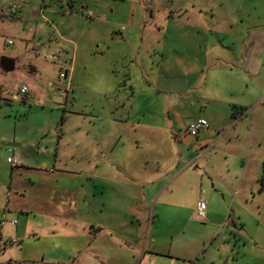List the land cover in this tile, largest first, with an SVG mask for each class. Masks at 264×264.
Returning <instances> with one entry per match:
<instances>
[{
  "label": "rangeland",
  "instance_id": "374dc122",
  "mask_svg": "<svg viewBox=\"0 0 264 264\" xmlns=\"http://www.w3.org/2000/svg\"><path fill=\"white\" fill-rule=\"evenodd\" d=\"M46 1L47 7L45 5V10L40 15L37 9L40 0H34L32 3L29 0H0V58H10L15 62L13 72L5 74L0 70V197L2 202H5L6 194L9 192L10 201L12 204L15 203V207L20 204L43 203L46 199L53 202V198L59 194L57 190H61V193L63 190L64 194L68 193L64 200L67 204L82 203V188L89 186L90 180L82 178L86 175L80 176V172H85L86 169L89 171L91 150L97 149L100 158L101 141L116 140V134L107 138V133L102 132L96 146L97 136L95 137L94 131L93 136L91 135L93 128L90 125L98 123L101 126L105 123L114 129V118L127 117L126 113L123 114L122 106L124 103L129 105L126 101L128 99L123 97L128 88L123 92L125 82L124 78L120 77L128 75L129 71L133 75L134 83L127 85L135 88L140 86L139 81L143 83V79H149L147 82L151 85L147 89L148 91L151 89V92L167 88L169 90L174 86L175 79H166L167 76L162 72L165 67L158 64V57L153 58L152 63L147 59L145 66H138L136 63V67L132 56L129 63L125 62V59L122 60L123 58L120 60L119 50L121 55L125 53L121 44L125 29L139 27L142 30L144 27L143 45L146 51L163 48L162 54L169 56L177 49L180 55H185L183 58L188 54L189 57L196 59L194 61L202 58L206 61L205 55L207 58L213 55V58L224 62L227 50L217 53L212 47L215 43H221L229 45L226 48H233L231 43L233 36L241 28V18L250 27L264 25V0H70L74 3L72 10L66 5H61L59 0ZM11 6H20L21 9L15 15H11ZM80 6L83 9L80 10ZM84 13L100 17L102 19L100 28L106 31L102 33L96 22L85 20ZM256 16H259V20ZM109 30L113 32V39L118 45L113 46L114 40H107L106 34ZM7 41H11L12 44L8 45ZM241 43V40L235 42L237 50L233 58L237 61L240 58ZM110 46L118 53L115 58L109 54ZM65 50L75 58L71 68L74 70L73 81L68 88L72 89L74 94L69 95L66 100L59 97L60 89H64L65 85L58 87L55 84L60 70L66 67L61 64ZM54 53L60 54L57 62L52 63L43 58ZM179 61V57L176 61L168 59V67L186 68V65L180 64ZM56 65L58 67H55ZM198 67L203 70L201 63ZM49 83L52 86H48ZM23 86L29 89L27 103L16 97L17 91ZM45 100H50L51 105H44ZM167 101L166 94L151 93L146 104L149 108L157 107L158 110H163ZM129 102L127 109L133 110L136 107L133 98ZM193 108V116L199 117L198 113L204 109V102L196 101ZM116 109L122 112H116ZM259 112L260 118L262 113L264 117V106ZM102 117L107 121L98 120ZM130 119L138 123L139 117L131 115ZM151 119L146 118L145 122L152 125L159 123L154 120V116H151ZM61 125H64L65 129L77 125L81 128L77 139L69 137V142H72L70 145L63 146L59 141ZM146 133L149 145L151 144L147 148L146 171L151 173L157 166L154 159L164 155L166 159L168 154L165 150L154 153L152 150L154 143L161 142L162 139L156 132ZM66 146L65 155L63 151ZM262 149L256 150L254 146L253 155L255 150L258 154L256 157L253 156V161L245 162L242 166L236 162L229 169V174L227 172L223 174L226 188H233V193H236L238 187L241 190L251 188L256 193L252 197L246 195L236 197L234 194L225 196L228 200L241 199L240 197L246 199L247 210L257 205L264 207V195L257 194L258 190L262 188L264 190V162H257L258 158L263 156ZM136 154L138 150L134 151L131 148L130 155ZM15 155L21 159L25 167L41 170L47 166L48 174L34 170L28 173L22 166L12 168L6 160ZM169 160L170 158H167L164 161L165 165ZM118 169L120 166L116 163L114 170ZM212 175L214 176L213 173ZM204 182L201 187L197 184L191 185L187 192L189 199L202 197L208 201L209 196L211 198L217 196V189L211 187L212 183H208L206 179ZM160 184L151 187L155 190L151 189L150 194L148 192L151 217L147 227L140 228L141 232L144 230L147 238L151 235V238L159 240L153 247L149 245L146 258L152 259L154 253H157L169 255L172 258L169 261L171 264H183L182 261H175L173 258H181L184 255L194 256L190 262L184 264H226L225 260L228 257L232 258L230 264H264V250H255L251 242L256 235L264 243V226L259 229L249 219L243 222L242 228L228 224L219 226L215 233V230L207 227L204 221L197 219L196 216H190L189 211L181 213L182 219L178 215L179 212L170 209L161 211L159 227L151 224L156 196L150 198L152 192L161 188ZM42 196L45 198L44 201L41 200ZM221 196V194L218 196L220 202ZM21 211L12 214L18 221L17 228H21L24 234L20 238L10 235L8 240L1 242L4 243L0 253L1 262L100 264L101 258L96 259L90 249L83 252L77 250L84 244L62 238L76 234L79 226L89 220L87 212L76 210L75 207L67 208L61 213L49 210L43 214L44 216L39 213L33 214L30 210L29 213H26L25 209ZM58 214L63 217H58ZM26 225L27 229L24 230ZM49 228H53L54 232ZM10 230L14 231L6 228L5 234ZM11 240L15 241V244L7 245V241ZM179 243L183 245L179 246ZM140 245L142 247L144 243ZM159 260L164 264L165 258ZM142 264L155 262L145 261Z\"/></svg>",
  "mask_w": 264,
  "mask_h": 264
},
{
  "label": "crops",
  "instance_id": "0c3cea01",
  "mask_svg": "<svg viewBox=\"0 0 264 264\" xmlns=\"http://www.w3.org/2000/svg\"><path fill=\"white\" fill-rule=\"evenodd\" d=\"M46 4V0H40V5L37 8L40 15L45 10ZM66 6L72 10L74 3L70 1ZM81 9H83L82 6H80ZM256 19L259 20V16H256ZM92 22L97 23L102 33L106 31L100 28L102 25L100 23L102 22L101 18L99 21ZM110 24L113 25L114 23L110 22ZM240 25L239 32L233 36L231 43L233 48H226L229 45L225 46L221 43H215L212 47L216 49L217 53L227 50L228 58L226 57L224 62L213 58V55L208 58L205 55L206 61L203 58L194 61L196 59L189 57L188 54L186 58H183L185 55H180L177 49L169 56L162 54L161 50L163 48H153L146 51L143 45L144 27L142 30L139 27L125 29V34L121 38L125 53L121 55L119 50L120 55L118 57L120 60L123 58L122 60L125 59V62L129 63L132 56L136 67V63H138V66H145L148 62L147 59L152 63L153 58L158 57V64L165 67L162 72L167 76L166 79H175L173 81L174 86H171L172 88L169 90L167 88V90L161 89L160 91L151 92V89L149 91L147 89L151 85L147 82L149 79H143V83L138 82L140 86L137 88L130 87L127 84L134 83L132 82L133 75L127 69L128 75L124 74L123 77H120L124 78L125 82L123 92L128 88L123 97L128 99L126 101L129 105V100L133 98L136 107L133 110L132 108L127 109L129 105L124 103L122 110L127 117L114 118V129H111L105 123L101 126L98 123L90 125L93 128L91 135L93 136L94 131L95 137L97 136L96 146L99 144V137L102 136V132L107 133V138L112 134H116V140L113 142L101 141L100 158H98L97 149L91 150L92 159L89 171L86 169L85 172H80V176L86 175L82 178L90 180L89 186L82 188V203L67 204L64 200L65 195L68 193L64 194L63 190L62 193L61 190H57L59 194L53 198V202H50V199L45 200L42 196L41 200L46 202L20 204L15 207V203L12 204V201H10L8 192L5 202H2L0 197V220L4 218L7 222L17 221L12 213L18 210L22 212L21 209H25L26 213H29L30 210L33 214L39 213L44 216L43 214L49 210L61 213L67 208L75 207L76 210L87 212L89 220L79 226L75 235H67L62 238L84 244L77 249L79 252L90 249L96 259L101 258L100 264H142L145 261L162 264L159 258H165L164 264H171L169 261L172 258L169 255L154 253L153 261L151 258V260L146 258L149 245L153 247L155 243L159 242L158 238H151V235L147 238L144 230L140 231V228H146L147 223L150 221L151 215H149L150 208L147 199L151 189L152 191L155 190L151 187L158 186L161 183V188L152 192L150 198L156 196L151 224L159 227V221L162 219L161 211L163 210H175L177 213L179 212L178 215L182 219L181 213L189 211L190 216H196L199 219L196 215V205L199 201L205 200L202 197L189 199L187 192L195 184L200 187L204 185L206 179L208 183H212L211 187L217 189V196L212 198L209 196L208 201H205V218L200 219L205 222L204 224L207 227L213 228L216 233L219 226H227L228 224L235 228L236 226L242 228L244 226L243 222L249 219L253 225L255 224V227L262 228L264 226L263 205H257L247 210L248 201L246 199L240 197L241 199L228 200L225 197L227 194H234L236 197L237 195L255 196L256 193L251 188L241 190L238 187L236 193L232 192L233 188L227 189L223 174H226V172L229 174V169L236 162L239 166H242L245 162L250 163L251 160L253 161V156L256 157L258 154L257 149L260 151L263 148L264 151V117L262 113L260 118L259 112L261 107L264 106V25L250 27L242 18ZM106 35H108L107 40H114L113 46L114 44L115 46L118 45L117 41L113 39V32L109 30ZM149 35L151 36V32H149ZM237 40L242 41L238 61L233 58L237 50L235 49ZM109 54L115 58L118 53L116 49L110 46ZM177 57L180 59L179 63L185 64L186 68L178 69L174 66L171 69L168 67V59L176 61ZM74 59V55L65 50L61 64L69 68L68 88L73 81L74 70H71V68ZM199 62L202 64L203 70L198 67ZM132 73L134 74V72ZM189 78L193 80H188ZM191 82L193 83L190 84ZM151 93L166 94L168 96V101L163 110L147 106L146 100ZM73 94L74 91L69 89V95ZM198 100L204 102V109L199 111V117L193 116V107ZM122 110L116 109L115 111L121 113ZM131 115L139 117L138 123L135 120L131 121ZM151 116H154V120L159 121V123L153 125L146 123V118L152 120ZM199 119L206 120L208 128L196 137L188 136L186 128ZM261 119L263 120L261 121ZM98 120L107 121L105 117ZM80 129L79 125L69 129H65L64 125H61L59 141L62 142L63 146L65 144L70 145L69 143L72 142H69V137H76L75 139H77V135H80ZM148 131L156 132L162 139L161 142L154 143L153 152L157 153L165 150L168 154L167 158H170L166 165L164 163L167 160L165 155L155 158L154 162L157 166L151 173L146 171L148 163L147 148L151 145H149L147 139L146 132ZM123 137L125 139H122ZM254 146L256 150L253 155ZM142 147L144 148L142 149ZM66 148L67 146L64 147L63 151L65 155L67 153ZM131 148L134 151L138 150V154L131 156ZM15 157L20 159L17 155ZM257 162H264V152ZM116 163L120 166L117 171L114 170ZM21 166L28 173L34 170L48 174L47 166L46 169L41 170L25 167L23 162ZM258 191V195H264L263 188ZM47 193L49 194V191ZM220 194L222 195L221 202L218 200ZM49 196L51 195L49 194ZM58 217L62 218L63 216L58 214ZM7 222L0 228L1 242L8 240L7 238L10 235H16L20 238L24 234L21 228H17L18 221L15 226H10ZM6 228L14 231H6L5 234ZM26 229L27 225L24 227V230ZM49 230L54 232L53 228H49ZM239 231L241 230L239 229ZM254 232L256 233L257 230ZM53 234L52 236H54ZM25 235H27L26 232ZM251 242L255 250H264V243L256 235L253 236ZM143 243L144 245L141 247L140 244ZM7 245L9 244L7 243ZM180 245H183V243H179ZM193 257L184 255L181 258L174 257L173 259L182 261L184 264L190 262ZM231 261L232 258L228 257L226 264H230ZM0 264H9V261H0Z\"/></svg>",
  "mask_w": 264,
  "mask_h": 264
},
{
  "label": "built area",
  "instance_id": "2783aa9c",
  "mask_svg": "<svg viewBox=\"0 0 264 264\" xmlns=\"http://www.w3.org/2000/svg\"><path fill=\"white\" fill-rule=\"evenodd\" d=\"M29 1H34V0H29ZM61 5H67L69 3L70 0H59ZM21 9L20 6H11V10H10V14L11 15H15L19 10ZM83 18L87 21H99L100 18L97 15H93L90 13H84ZM8 45H11V41H7ZM60 57L59 53H54L52 55L44 56V59H47L49 62H57L58 59ZM68 71L69 69H67L66 67H62V70H60L58 76H57V81H56V85L58 87H61L63 85H65L64 89H60V98L61 99H66L67 96L69 95V90H68ZM48 86H52L50 83L48 84ZM29 91L28 88L23 86L21 87L17 93H16V97L20 98V100L23 103H27V95H28ZM44 105L49 106L51 105L50 100H45L44 101ZM208 128V123L206 120L204 119H199L193 123H191L187 128H186V134L190 137H196L200 132H202L203 130H206ZM7 163L12 167V168H17L19 166L22 165V162L20 159L16 158V157H12V158H8L7 159ZM205 212H206V203L205 201H199L196 205V215L199 219H204L205 218ZM7 221L3 218L0 220V228L2 226H4V224ZM7 223L10 224V226H15L17 224L16 220H12V221H8ZM9 245H13L15 244V241L11 240L9 242H7ZM4 245V243L2 244L0 241V253H1V248ZM11 264V263H9ZM29 264H43V263H29Z\"/></svg>",
  "mask_w": 264,
  "mask_h": 264
},
{
  "label": "water",
  "instance_id": "95a60500",
  "mask_svg": "<svg viewBox=\"0 0 264 264\" xmlns=\"http://www.w3.org/2000/svg\"><path fill=\"white\" fill-rule=\"evenodd\" d=\"M15 69V62L13 59L1 57L0 58V70L1 72L8 74L13 72ZM226 262V260H225Z\"/></svg>",
  "mask_w": 264,
  "mask_h": 264
}]
</instances>
